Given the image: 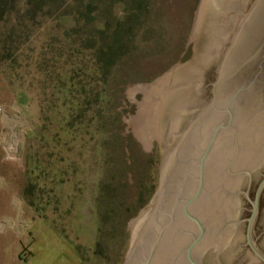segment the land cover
I'll return each mask as SVG.
<instances>
[{"label":"rangeland","instance_id":"374dc122","mask_svg":"<svg viewBox=\"0 0 264 264\" xmlns=\"http://www.w3.org/2000/svg\"><path fill=\"white\" fill-rule=\"evenodd\" d=\"M215 7L0 0V264L125 263Z\"/></svg>","mask_w":264,"mask_h":264},{"label":"water","instance_id":"95a60500","mask_svg":"<svg viewBox=\"0 0 264 264\" xmlns=\"http://www.w3.org/2000/svg\"><path fill=\"white\" fill-rule=\"evenodd\" d=\"M150 206L124 264L264 263V0H216Z\"/></svg>","mask_w":264,"mask_h":264},{"label":"bare ground","instance_id":"6f19581e","mask_svg":"<svg viewBox=\"0 0 264 264\" xmlns=\"http://www.w3.org/2000/svg\"><path fill=\"white\" fill-rule=\"evenodd\" d=\"M149 86H150V85H143V86H140V88L146 90V89H148ZM149 209H150V208H148L146 211H143V212H142V216H143V215H144ZM140 220H141V219H135V220L132 222V226L137 228V225L139 224Z\"/></svg>","mask_w":264,"mask_h":264},{"label":"trees","instance_id":"16d2710c","mask_svg":"<svg viewBox=\"0 0 264 264\" xmlns=\"http://www.w3.org/2000/svg\"><path fill=\"white\" fill-rule=\"evenodd\" d=\"M133 1L138 2V4L141 6L144 4V0H133ZM101 49L104 50L103 47H101ZM110 49H112V48H110Z\"/></svg>","mask_w":264,"mask_h":264},{"label":"flooded vegetation","instance_id":"af4514ba","mask_svg":"<svg viewBox=\"0 0 264 264\" xmlns=\"http://www.w3.org/2000/svg\"><path fill=\"white\" fill-rule=\"evenodd\" d=\"M252 235H253V233H252ZM253 239H254V237H253ZM264 264V263H263Z\"/></svg>","mask_w":264,"mask_h":264}]
</instances>
